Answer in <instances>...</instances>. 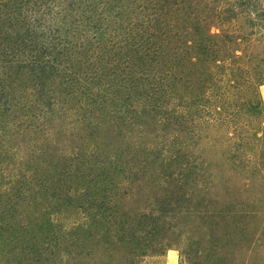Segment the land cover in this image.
Listing matches in <instances>:
<instances>
[{"label": "trees", "instance_id": "16d2710c", "mask_svg": "<svg viewBox=\"0 0 264 264\" xmlns=\"http://www.w3.org/2000/svg\"><path fill=\"white\" fill-rule=\"evenodd\" d=\"M262 85L264 0H0V264H228L211 132L264 177Z\"/></svg>", "mask_w": 264, "mask_h": 264}, {"label": "rangeland", "instance_id": "374dc122", "mask_svg": "<svg viewBox=\"0 0 264 264\" xmlns=\"http://www.w3.org/2000/svg\"><path fill=\"white\" fill-rule=\"evenodd\" d=\"M260 92L264 104V85L260 87ZM211 135L214 138L211 154L213 167L218 173L217 184L220 188L217 196L220 197L221 202L238 200L245 205L244 209L257 212L255 222L244 228V236L233 234L231 237H225L221 236L222 234H216L218 237L216 236L214 243L223 249L218 253L224 257L228 264H264V177L255 174L239 177L230 173L232 161L229 159L231 158L229 143H227L229 140L226 139L229 136L226 135H231V132L226 133L219 129L212 131ZM258 136L263 137L260 132ZM224 188L230 190L225 193ZM149 194L159 199L164 198V193L155 189L151 192L146 191L145 195L138 197L137 203H147L144 200ZM199 231L197 228L194 233L203 239L204 237L198 234ZM168 238L167 240V236H165V249L161 253L140 257L136 259V264H185L183 257H181V252L184 251L183 247L179 246L176 238L170 236ZM196 262L199 263L198 260Z\"/></svg>", "mask_w": 264, "mask_h": 264}]
</instances>
